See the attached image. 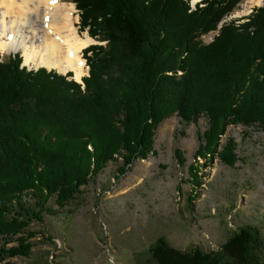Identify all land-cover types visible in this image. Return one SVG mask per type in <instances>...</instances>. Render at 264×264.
I'll list each match as a JSON object with an SVG mask.
<instances>
[{
	"label": "trees",
	"instance_id": "1",
	"mask_svg": "<svg viewBox=\"0 0 264 264\" xmlns=\"http://www.w3.org/2000/svg\"><path fill=\"white\" fill-rule=\"evenodd\" d=\"M72 1L80 31L102 42L83 49V86L71 73L29 70L18 54L0 61V260L29 255L36 234L26 228L43 221L50 198L64 208L109 161L119 160L118 180L155 154L169 116L183 126L207 117L188 167L194 183L199 159L238 161L234 138H222L229 125L264 129V6L221 23L241 0ZM149 250L153 264H264V242L249 226L216 251H184L163 237Z\"/></svg>",
	"mask_w": 264,
	"mask_h": 264
},
{
	"label": "rangeland",
	"instance_id": "2",
	"mask_svg": "<svg viewBox=\"0 0 264 264\" xmlns=\"http://www.w3.org/2000/svg\"><path fill=\"white\" fill-rule=\"evenodd\" d=\"M263 4L264 0H241L223 22H243L252 6ZM74 15L79 34L88 35L80 31L76 8ZM220 27L203 41H212ZM13 51L0 49V60L17 52ZM25 60L28 68L37 67ZM207 122L201 116L183 126L179 117L169 116L154 135L155 154L134 161L118 180L113 176L119 160L109 161L64 208L50 198L43 221L34 219L26 228L36 234L29 239V255L5 257L0 264H153L149 249L159 237L184 251H216L247 226L256 228L264 242V129L229 125L222 138H234L238 161L229 166L217 157L211 162L199 159L200 176L194 183L188 167L196 161L198 136ZM176 149L185 162L176 157ZM13 245L15 237L7 243ZM261 256L264 260V251Z\"/></svg>",
	"mask_w": 264,
	"mask_h": 264
},
{
	"label": "bare ground",
	"instance_id": "3",
	"mask_svg": "<svg viewBox=\"0 0 264 264\" xmlns=\"http://www.w3.org/2000/svg\"><path fill=\"white\" fill-rule=\"evenodd\" d=\"M75 8L62 0H0L1 51L21 49L25 63L73 71L81 80L87 74L82 49L94 40L79 34Z\"/></svg>",
	"mask_w": 264,
	"mask_h": 264
}]
</instances>
